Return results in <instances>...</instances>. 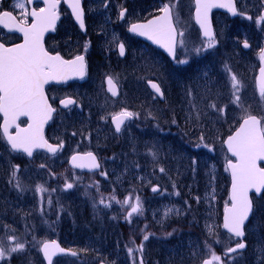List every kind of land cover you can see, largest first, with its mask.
<instances>
[{"label": "rangeland", "instance_id": "1", "mask_svg": "<svg viewBox=\"0 0 264 264\" xmlns=\"http://www.w3.org/2000/svg\"><path fill=\"white\" fill-rule=\"evenodd\" d=\"M93 1L92 8H104L105 0ZM238 1L242 7L236 20L229 22L224 17H216L217 36L213 48L205 47L208 41H189L192 26L181 22L180 31L184 32V36L180 40H184V45L179 40L176 61L197 60V65L201 66L204 65L205 53L213 52L219 46L222 50L226 49L230 56L226 57L225 63L231 70H224L228 85L213 97L215 102L225 95L232 100L230 76L234 73L242 85L240 95L246 111L232 103L210 108L211 103L200 95V88L199 93L192 91L190 78L193 76L189 73L188 89L187 85H182L184 98L180 100L179 97L180 110L176 107L177 97L173 92L166 102V109L153 98L141 103L147 78L153 77L169 88L172 72L180 75L176 68L185 64L175 61L166 66L152 51L142 50L134 38L125 35L128 24L142 13L136 10L134 4L129 7L128 3V7L124 6L128 12L123 22L119 19L117 23L114 17L99 20L94 31L92 29V38H84L90 49L87 54L91 56V69L94 65L88 80L54 89L55 99L73 94L78 102L73 109L60 114L59 132L64 133L62 139L69 142L73 150L100 153L99 172L84 179L80 174L73 173L69 180L77 181L74 190H63L61 185L65 180L62 177L54 188L46 174L37 170L38 165L34 166L38 160L23 164L19 156L10 155L0 136V242L5 247L13 246L14 242L8 238L14 236L19 243L25 244L23 253L12 255L14 264H39V245L42 240L50 238L77 243V258H62L55 264H95L98 259L111 264H133L135 260L139 264L141 257L144 264H198L210 256L206 241L216 253L221 250L217 254L235 246L236 241L223 232L220 222L227 202V192L223 190L227 181L224 167L227 155L219 136L224 128L222 118L228 112L230 121L235 122V119L240 120L252 110L264 117V100H261L254 83L261 50L264 49V26L262 21L258 22L261 8H248L244 4L246 0ZM20 2L13 0L15 4ZM157 3L160 4L158 0ZM107 4L111 9L123 7L119 0H108ZM178 12L185 21L182 10ZM97 15L105 17L102 12ZM113 23L121 27L120 32L119 27L115 29L112 26ZM243 40L251 43L248 52L242 51L239 46ZM121 43L125 46L122 58L116 52ZM85 44L78 46L76 51L85 48ZM196 48H201L199 54L194 51ZM98 49H101V54L96 57L94 54L99 52ZM140 59L144 62L140 63ZM105 75L111 76L119 85L118 98L113 99L106 92ZM198 76L200 79L202 75ZM220 108L224 111H217ZM122 109L139 115L134 116V120L116 135L109 119ZM164 109L175 121H186L188 128L185 133L188 131L189 142L176 135L177 131L173 129L176 126L165 123ZM197 144L200 147H196ZM13 165H19L16 177L11 176ZM161 167L164 172L160 171ZM3 175L6 177L4 184ZM17 180L22 190L15 186ZM79 180L86 183H78ZM37 186H43L47 191H37ZM153 187L158 190L152 191ZM100 189L111 193L115 199L106 194L101 196ZM177 192L179 195H176ZM136 197L140 198L142 214H133L126 219L130 205L136 203ZM101 198L111 206L100 204ZM126 198H130L128 205L123 203ZM259 209L264 211V199L260 201ZM3 213L7 214L8 221H5L7 216L4 218ZM206 225L212 226L215 235L208 234ZM145 234H150L146 241L143 240ZM251 238L245 253H239L233 260L222 257L225 264H261L258 236L253 232ZM141 243L143 251H135ZM128 248L134 249L133 254L128 253ZM8 261L0 260V264Z\"/></svg>", "mask_w": 264, "mask_h": 264}, {"label": "snow or ice", "instance_id": "2", "mask_svg": "<svg viewBox=\"0 0 264 264\" xmlns=\"http://www.w3.org/2000/svg\"><path fill=\"white\" fill-rule=\"evenodd\" d=\"M45 7L40 8L38 11L33 9L28 12L25 3H17L15 7L22 10L19 20L13 16L10 11L0 12V24L5 27L14 28L23 33L24 42L21 44H14L11 47L6 46L5 43L0 42V113H3V135L6 137L8 144L13 151H23L29 156H32L33 150L37 148H46L50 153L55 154L60 148L63 147V142L53 145L48 143L43 136V125L52 117L55 109L48 103L44 93V85L50 80L68 79L69 75L83 78L86 75V62L83 55L76 56L71 61L64 60L59 54L52 55L45 50L42 37L48 28L55 24L57 19L56 8L60 0H43ZM27 3H32V0H27ZM196 3V19L200 23L201 28L204 29V35L208 37V42L205 45L207 48L215 46V39L211 27L208 22V12L214 7H226L233 14H236L234 0H227L224 3H216L214 0H195ZM179 0H169L164 3L158 11L161 15L156 16L154 19L149 20L145 24L134 23L131 24L129 31L138 33L141 36H147L157 44H161L167 49L173 60L176 59V43L177 36L183 37V31H177L176 23L179 22V12L177 11ZM72 12L80 27L84 28V12L81 7V0H71ZM126 9H122L119 13V18L125 16ZM175 14V23H174ZM244 15V13H240ZM32 18L31 24H28V18ZM251 19V17H248ZM264 21V14H261L258 22ZM180 44L184 45V40H180ZM245 42V47H247ZM88 44H85L87 50ZM120 54L124 55L125 46L123 43L119 45ZM197 54L201 52V48L194 50ZM261 56L264 57V49L261 50ZM179 64H187V60L176 61ZM227 71H231L225 66ZM231 80V95L232 100L230 103L238 106L241 110L246 111L243 104L240 92L241 82L237 76L232 73ZM109 91L113 95H117L116 85L113 78H107ZM149 84L154 89L155 93L160 97L164 96L159 83L149 81ZM259 96L264 100V67L260 68V84ZM67 107L74 103L73 100L67 99L60 102ZM210 108H216L213 102L209 104ZM227 107V106H225ZM223 112L224 109H217ZM25 115L30 117L31 123L27 128H20L16 124L19 116ZM138 113L130 112L122 109L119 113L112 116V121L115 124L116 131L121 130V126L125 120H129ZM103 119V117H102ZM173 123L176 121L173 120ZM264 117L258 118L255 115L248 114L243 118L240 128L234 135L228 137L226 143L229 150L237 158V162H228V169L231 170L232 175V189L230 201L225 202L224 207V222L223 228L227 229L231 236L241 238L235 243L234 247H228L222 254H217L212 246L205 242V245L210 252L209 258L202 261V264H225L222 257H227L228 260L235 259L239 254V250H244L247 243L243 239L245 237L246 222L250 219L255 211L252 199L249 197V191L255 190L260 193L264 189V168L258 166L257 161L264 160ZM15 125L16 132L13 135L9 129ZM75 135V133H73ZM203 140V137L200 138ZM207 147V145H204ZM196 147H200L199 144ZM154 155V154H153ZM71 163L74 167L99 169L100 164L97 162L96 156L91 153L83 155L76 154L71 157ZM195 163V161H193ZM11 172L12 177H16L19 165H13ZM45 167V165H41ZM164 172L163 167L160 168ZM106 175V173H101ZM21 189L20 182L17 180L16 185ZM73 187L72 183H66L65 188L70 189ZM175 187V185H173ZM22 190V189H21ZM154 192L158 190L153 187ZM37 191H47L43 186H37ZM179 195V192L176 193ZM115 199V197H111ZM199 202L200 198H196ZM130 198H126L123 203L128 205ZM49 203L51 201L49 200ZM105 207H110V203L101 198L99 201ZM131 210L128 212L126 219H129L133 214H142V206L140 198L136 197V203L130 205ZM171 211V210H169ZM208 234L215 235L211 225H206ZM150 234H145L143 240L149 239ZM166 235H172L167 233ZM230 236V239H231ZM9 240L14 242L13 246L5 247L0 242V260H10L13 254L23 253L25 244L19 243L16 237H9ZM219 241H217L218 243ZM41 250L48 264H53V257L58 253H70L77 255V252L71 249H64L59 246L56 241H45L42 243ZM135 251H143V243H141ZM259 251L261 253V264H264V244H261ZM134 249L128 248V253L133 254ZM136 264V261H133ZM139 264H144L143 258L139 260Z\"/></svg>", "mask_w": 264, "mask_h": 264}, {"label": "flooded vegetation", "instance_id": "3", "mask_svg": "<svg viewBox=\"0 0 264 264\" xmlns=\"http://www.w3.org/2000/svg\"><path fill=\"white\" fill-rule=\"evenodd\" d=\"M91 1L94 2L93 0H81L82 9L84 12V16H83L84 28H83V31H80V29L75 25V22L73 20V17L70 11L68 10V8L64 6V4L62 3V0H60V3L57 5V8H56L57 19L55 21L53 30L50 32H47L43 38V45H44L45 50H47L50 54H59L62 58L66 60L71 59L72 57L76 55H83L85 60L87 61V59L90 58V55L87 54V53H90V49L85 50V48L82 47L80 49H77L76 51V48L86 43L85 41H83L84 38L86 40H88V38H92V33L96 27V24L99 22V20L101 21L102 19H109L111 17H114V20H116L117 23H119V19H120V22H123L124 18H119V13L122 9H126L124 6L128 7L127 4L129 3V7H131L134 4V7L136 8V10L142 12L138 17L132 19V22H130L129 24L136 23V22H142L153 16L158 15L160 13L158 9H160L164 3L169 2V0H158L160 2L159 4L157 3V0H146L145 2H142L141 0H136V2L133 0H127L126 1L127 3H126L125 0H119L123 4V7L118 8V9L116 8L111 9V8H108L109 7V5L107 4L108 0L104 1V5H103L104 8H92ZM181 2L184 4H181ZM234 2L236 5V8L242 7V4H240L238 0H234ZM20 3L26 4V9L28 12H31L33 9H36L38 11L40 8L45 7L43 0H32V3H27V0H21ZM244 4L245 6L247 5L248 8H264V0H246ZM15 5L16 4L13 3V0H0V12L10 11L12 12L13 16H15L17 20H19L21 17L22 10L15 7ZM193 9H194L193 0H179L177 11L182 10V14H184L186 17V20L183 21V19L181 18V15L179 14V22H178L179 28L180 29L182 28L180 24L181 22L183 23L186 22L187 24H190L192 26L190 27L192 35H189L188 39L189 41L194 40L196 42L199 39L202 40V38L199 34L198 29L196 28V25L192 21ZM98 12H102L105 15V17L102 18V16L101 17L98 16L97 15ZM127 12L128 11L126 10L125 13ZM115 15H116V18H115ZM218 16L228 18L227 15L224 13L213 12L212 13V23H213L214 30L217 29L216 17ZM31 22H32V18L29 17L28 24H31ZM111 22L112 21H110V23ZM112 26H114L115 29L119 27L116 23H113ZM120 28L121 27H119L118 32H120L121 30ZM123 33H124V30L122 31L121 36L123 35ZM126 34L127 33H125V35ZM20 40L21 38H19L17 35L9 33L5 31L2 27H0V42L5 43L6 46H10ZM72 84L74 83H67L64 85H48L45 88L46 96L51 106L55 108V113L50 123L46 127L45 137L47 141L52 144H59L63 142V147L60 148L58 152L55 153V155H47L43 152H35L30 157H27L25 154H14L10 150H8L10 152V155L19 156L23 164L31 163L32 161L38 160L37 163L36 162L34 163L35 164L34 166L38 165V167H36L37 170L43 175L46 174L48 178V182L52 187L55 188V186H58L59 178L62 177L63 180H65L63 184L61 185V187L63 186V190H68L65 188L66 183L73 184V187L70 188L71 190H74L76 188L77 181L73 182L69 180L70 176H72L73 173L80 174L81 178H83V174H84L81 172H77L74 169H71V167L68 164V160L70 156L75 152L89 151V150H73L71 147H69L70 143L66 141L64 142V140L62 139V137L64 136V133L59 132L60 114L70 111L78 104V102H77V98L73 94L63 95L62 97L55 99L54 89L71 86ZM147 97L154 98L152 94H143L142 99H146ZM64 98L76 99V104L70 108L61 110L59 109V102ZM0 122H1V117H0ZM25 123H26L25 120L21 119L19 121L20 125H24ZM12 131L13 130H11V132ZM0 136H1V139L3 140L1 132H0ZM95 154L97 155V158L99 159L100 153H97V151H95ZM42 162H46L48 164H46L45 167H41V165H43ZM4 178H6L5 175L2 176V184L6 182ZM83 182L86 183L83 180L78 181V183H81V184ZM0 198L2 199V197ZM3 215H4V218L7 216V214L5 213H3ZM8 220L9 219L7 216V219H5V221H8ZM7 225L10 226L9 223ZM61 244L64 246H68V247L71 246L70 244L65 243V242ZM38 257H39V264H43L39 254H38ZM6 264H14V263L10 259L8 263Z\"/></svg>", "mask_w": 264, "mask_h": 264}, {"label": "trees", "instance_id": "4", "mask_svg": "<svg viewBox=\"0 0 264 264\" xmlns=\"http://www.w3.org/2000/svg\"><path fill=\"white\" fill-rule=\"evenodd\" d=\"M226 57H227L226 54H224L223 52H221V53L218 52L217 55H215L213 52L210 53L209 55H206L204 65L203 64L201 65V75L202 76L200 77V79L198 78L197 75H193V77L190 78L191 82H192L191 86L193 88L192 91L193 92L197 91L199 93L198 89L200 88V92L202 91L200 93V95L202 94L203 97L206 99V101H208L209 103L214 102L216 104V106L230 104V100H231L229 98V96L225 95V96L219 97L220 100H218L217 101L218 103H217V102H215L214 97H213V95L215 93L218 92V94H219V92L223 91L224 87H226L228 85L227 77L225 76V73H224L225 72L224 70H226V68H225ZM143 62H144V60L140 59V63H143ZM163 62L166 64V66L169 64L166 60H163ZM190 66L189 67L185 66V68H183V69H186L187 71H189ZM198 70L200 71V68ZM183 73L186 74V72H183ZM187 73H189V72H187ZM184 74L182 76L185 80L182 82V85H187V89H188V86H189L187 84L188 78ZM250 83L252 86V82H250ZM199 98H200V96L198 97L197 103H199V100H200ZM208 102H207V104H208ZM161 105L164 106L165 103H161ZM227 113L222 118V127H224V128H222L223 130L219 133L220 134L219 136L222 138L224 137V135L230 133L233 130L234 124L237 123V121H238V119L237 120L235 119V122H234V120L230 121V118H228ZM168 118H169V116H168ZM172 121L170 122L171 125L172 126L176 125V128H173V129H176V131L179 133V135H181L183 139L187 140L188 131H186V133H185V129L188 128V125H186V121L183 122L184 121L183 120V121H180L178 123H173ZM195 134L197 135L196 131H195ZM187 142H189V140H187ZM223 190L225 191V188ZM99 192H100L101 196H104L106 194V195H109L110 197H115L109 192H104L102 190ZM116 199H119V198L116 197ZM262 199L259 200V202L262 201ZM257 206H258V204H257ZM253 222L256 224L255 229L257 230V233L260 237V241L262 242V244H264V214H260L259 211H257V209H256L254 212Z\"/></svg>", "mask_w": 264, "mask_h": 264}, {"label": "water", "instance_id": "5", "mask_svg": "<svg viewBox=\"0 0 264 264\" xmlns=\"http://www.w3.org/2000/svg\"><path fill=\"white\" fill-rule=\"evenodd\" d=\"M214 2H216V3H224V2H227V0H214ZM68 3L71 4L70 1H68ZM68 3H67V4H68ZM195 5H196V3H195ZM212 10L225 11V12L229 13L230 16H234V15H235V14H233L231 11H229V9L226 8V7H214V8H212V9H210L209 12H208V22H209V25H210V27H211V30H212V26H211V21H210V12H211ZM153 19H154V18H153ZM150 20H152V19H150ZM76 21H77V20H76ZM148 21H149V20H148ZM148 21H146L145 23H147ZM194 21L197 23V25H198V27H199V29H200V31H201V35H202L204 38L208 39V37H206V36L204 35V29L201 28L200 23H199V22L197 21V19H196V10H195V12H194ZM77 22H78V21H77ZM145 23H140V24H145ZM5 28H7L8 31H10V32H14V33H17V34H19V35H21V36L23 37V41H21V42L18 43V44H21V43L24 42V36H23V33L19 32L18 30L14 29V28H11V29L8 28V27H5ZM129 29H130V28H129ZM130 32H131V31H130ZM132 33H133V32H132ZM212 33H213V32H212ZM135 34L139 35L138 33H135ZM139 37L142 38L143 40L149 42L151 45L155 46L156 48H158V49H159L164 55H166V56L168 57V59H169L170 61H173L172 56L169 54V52L167 51V49H166L165 47H163L161 44H157V43H155L153 40H150L147 36H141V35H139ZM12 46H13V45H12ZM10 47H11V46H10ZM245 48H246V47L244 46V49H245ZM261 67H264V59H262V60L260 61V66H259V68L257 69V73H256V76H255V82H256V85L258 86V88H259V84H260V68H261ZM78 78H80V77L69 75L68 79H66V80H63V79L50 80V81H48V83L51 82V83H59V84H61V83H65V82H68V81H71V80H75V79H78ZM107 78H108V77L105 78L106 89H107V91H108L111 95H113V94L108 90V89H109V85H108V83H107ZM46 84H47V83H46ZM46 84H45V85H46ZM45 85H44V87H45ZM146 85H147L148 89H149L151 92H153L155 95H157L158 98L162 99V97H160L158 94L155 93L154 89H153V88L151 87V85L149 84V81L146 82ZM116 89H117V87H116ZM117 93H118V91H117ZM113 96H116V95H113ZM1 115H2V117H3V120H2V122H1V130H2V133H3V127H2V126H3V123H4V116H3V113H1ZM21 117L29 118V122H28V124L24 127V128H27L28 125L32 122L31 119H30V117L25 116V115H21V116H19V117L17 118V120H18L19 118H21ZM17 120H16V121H17ZM125 121H126V120H125ZM110 122H111L113 128H114L115 131H116L115 124L113 123L112 118H111ZM242 122H243V119L238 123L237 127L233 130V132H232L231 134H229L228 136H226L225 139H224V141H223V145H224L225 149L227 150L228 155L234 159V160H229V161H231V162H233V163H236V162H237V158H236V157L233 155V153L229 150V147H228V144L226 143V141H227V139H228L229 136L234 135V134L236 133V131L240 128ZM46 123H47V122H46ZM46 123H44V125H43V130H44V127H45ZM124 123H125V122H124ZM12 127H14V128L16 129L15 125H12ZM12 127H10V129H11ZM10 129H9V130H10ZM15 132H16V130H15ZM15 132L13 133V135L15 134ZM116 132H117V131H116ZM117 133H118V132H117ZM4 139H5V141L7 142L6 137H4ZM7 144H8V142H7ZM8 145H9V144H8ZM9 146H10V145H9ZM10 148H11V147H10ZM38 149H41V150H44V151L50 153L46 148H37V149H34V150H38ZM16 152H23V151H16ZM24 153H25V152H24ZM26 154H27V153H26ZM76 154L83 155V154H85V153H75V154H73V155H76ZM73 155H72V156H73ZM72 156H71V157H72ZM71 157H70V159H69V166H70V167H72V168H74V169H77V170H79V171H86V172H94V171L97 170V169H90V168H87V167H85V168L74 167V166L72 165V163H71ZM229 161L226 162V168H227V171H228L229 181H230V183H229V187H228V200L230 201L231 189H232V175H231V170L228 169V167H227ZM257 164H258V166H259V164H262V167H261V168H264V160H259V161H257ZM259 167H260V166H259ZM262 190H263V189H262ZM262 190H261V192H262ZM261 192H260V193H256L255 190H250V191H249V197H250V194H251V193H253L254 196H256V197H259V195L261 194ZM223 222H224V210H223V212H222V216H221V226H222L223 231H225V232L228 233L227 229H224V228H223ZM228 234H230V233H228ZM230 235H231V234H230ZM237 238H239V237H237ZM239 239H241V238H239ZM48 242H51V241H48ZM41 246H42V245H41ZM59 246H60V245H59ZM61 248H62V247H61ZM64 249H65V248H64ZM66 250H68V249H66ZM40 253H41V256H42V258H43L45 264H48V261H47V259L45 258L44 254H43V251L41 250V247H40ZM64 255H71V254H70V253H67V252H66V253H58L56 256L53 257V259H54L55 257L64 256ZM99 264H103V263H99ZM200 264H202V262H201Z\"/></svg>", "mask_w": 264, "mask_h": 264}, {"label": "bare ground", "instance_id": "6", "mask_svg": "<svg viewBox=\"0 0 264 264\" xmlns=\"http://www.w3.org/2000/svg\"><path fill=\"white\" fill-rule=\"evenodd\" d=\"M157 83H159L156 80ZM162 86L163 92H164V97L169 98V95H171V92H173L175 95L178 94L179 90H180V86L179 85H169V88L165 87L164 84L162 85L161 83H159ZM202 92V91H201ZM164 115V114H163Z\"/></svg>", "mask_w": 264, "mask_h": 264}]
</instances>
